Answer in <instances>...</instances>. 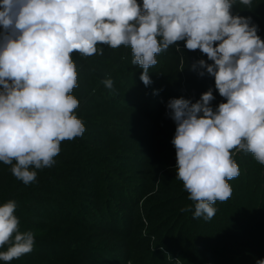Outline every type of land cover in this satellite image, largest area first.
Returning <instances> with one entry per match:
<instances>
[{
  "label": "clouds",
  "instance_id": "clouds-1",
  "mask_svg": "<svg viewBox=\"0 0 264 264\" xmlns=\"http://www.w3.org/2000/svg\"><path fill=\"white\" fill-rule=\"evenodd\" d=\"M237 3L253 7V0H0V162L29 185L36 170L54 164L63 141L84 134L72 94L79 86L74 53L130 48L148 86L157 57L183 42L211 61L198 60L191 70L214 77L225 101L213 108L210 88L196 102L180 97L167 104L176 124L175 178L194 204L193 218L211 220L216 202L232 196L229 181L240 175L236 154L250 153L264 165V39L251 17L233 14ZM102 83L113 87L111 79ZM16 208L15 200L0 204L5 264L35 243L32 231H21Z\"/></svg>",
  "mask_w": 264,
  "mask_h": 264
},
{
  "label": "rangeland",
  "instance_id": "rangeland-1",
  "mask_svg": "<svg viewBox=\"0 0 264 264\" xmlns=\"http://www.w3.org/2000/svg\"><path fill=\"white\" fill-rule=\"evenodd\" d=\"M251 21L255 24L254 19ZM260 30L258 28V31ZM186 51L187 56L184 58L187 57L188 61L185 59L180 61L179 68L177 67L181 78L179 75L175 78L174 74L178 72L175 66L168 68L174 76L175 84L172 85L177 92L170 94L166 100L161 98V93L157 89V78L151 68L149 76L152 82L145 86L140 80L142 69L133 64L121 65L110 58L106 51L103 52L102 61L106 63L108 72L112 74L114 71L124 70L127 75H133V78L121 76L120 79H124L125 85L122 84L121 88L105 93L104 107L95 103L87 82L80 74L78 76V82L82 83V87L76 98L84 112L81 117L91 119L94 124L91 128L85 126L89 132H84L81 136L83 138L81 145H86L87 149L97 153L101 167H108L114 178L108 180L100 174L98 190L94 188L89 195H78V200L83 201V204L76 205L75 213L80 211L82 215L92 211L98 213L102 220L98 226L101 230L97 233L102 231L105 235H110L105 242L100 239L95 242V256L85 264H177V259L178 264H255L258 259H264V165H260L250 153H237L236 162L240 175L229 181L233 190L232 196L226 202H216L214 205L216 213L211 220H205L203 217L193 218L194 204L188 200L182 182L175 178V164H168L171 166L165 171L160 170L159 176L162 179L160 186L165 187L166 191L163 200H151L150 195L143 193L145 186L142 181V167L156 173L162 165V157L167 154L169 160L172 158L171 162L176 163L175 148L171 142L175 132L170 127V130L168 129L171 118L167 104L173 98L183 97L180 86L194 81L191 65L202 56L199 50ZM96 57L97 54L86 58L91 61ZM185 70L189 78H185ZM104 79L102 75L95 73L92 82L99 88ZM124 86L128 89L126 90ZM183 98L190 100L191 96ZM120 109L144 116L142 120L146 124H153L150 123L152 117L160 113L159 120L163 122L160 127L162 134L155 152L156 159L152 164L149 165L144 158L127 153L117 142L115 132L125 119V115L119 113ZM102 128L106 130L105 136L102 135ZM102 157L103 159H100ZM99 198L101 203H98ZM143 201L144 204L151 205L150 212L154 222H149L146 217L143 223L133 225L132 208ZM175 203L176 206H171ZM186 206L192 210L181 211ZM128 234L130 236H127ZM222 235L247 240L259 251L258 258L253 262L241 258L223 243ZM89 236L92 237L91 234ZM32 253L36 255L33 264L40 258L38 255L48 253V256L53 258L69 255V252L57 246L51 249L37 246L33 248Z\"/></svg>",
  "mask_w": 264,
  "mask_h": 264
},
{
  "label": "trees",
  "instance_id": "trees-1",
  "mask_svg": "<svg viewBox=\"0 0 264 264\" xmlns=\"http://www.w3.org/2000/svg\"><path fill=\"white\" fill-rule=\"evenodd\" d=\"M138 2L142 3V0H138ZM232 12L234 15L249 16L251 19H254L255 25L261 29L258 31V35L261 39H264V0H253L252 9H247L245 6L237 3L233 6ZM178 43L179 51L176 50V46H171L166 52L161 53L157 57L158 64L151 68L157 78V89L161 93L163 100H166L170 94L177 92L174 90V85H172L173 83L175 84L174 76L168 71V68L171 66L177 68L180 61H184V59L186 62L188 61L187 57L184 58L187 56V49L184 47V43ZM102 47L103 52L106 51L110 55V58L121 63V65L124 63L128 65L132 64L130 48L120 47L113 50L107 46ZM201 55L200 60L203 59L211 63V61H207L206 55L202 53ZM103 56V54H97L96 59L88 61L86 57L74 53L73 59L77 65L78 74L88 84L92 99H94L95 103L104 107L105 93L121 88L122 84L125 85L126 82L124 79H120L121 76L133 78V75H127L124 70H121V72L114 71V73L110 74L105 66L106 63L102 61ZM178 68L177 74H174L175 78L178 75L180 78L182 77ZM95 73L102 75L105 78L104 80L111 79L113 81L112 89L105 87L103 83L101 87L96 88L92 82ZM185 73V78H189L187 70H185ZM192 78L194 81L180 86L183 97L190 95V100L196 102L204 92L211 88L215 97L211 102L212 107L215 108L219 103L225 102L215 89L214 77L209 76L206 72L201 77L198 71H194ZM78 85L72 93L75 97L81 90L82 83L78 82ZM124 88L126 87L124 86ZM129 91L132 93L131 88H129ZM75 113L87 128H91L94 125L91 119L81 117V114H84V112L80 106L75 110ZM119 113L125 115V119L122 121L119 130L115 132L117 142L127 153H132L142 159L144 158L148 161L149 165L152 164L156 159L155 152L158 140L162 134L160 127L163 125V122L159 120L160 113L152 117L150 123L153 124L144 123V116L142 115H135L122 109L119 110ZM169 122L168 129L172 128L175 132V122L172 119ZM85 132L88 133L89 130L86 129ZM101 132L105 136L106 130L104 131L102 128ZM81 139L83 138L80 136L70 141H63L61 143V151L55 157L54 164L49 168L36 170L37 179L29 185H25L22 181L16 179L10 172V166L0 162V204L8 200L16 201V215L21 222V231H32L35 234L34 247L51 249L57 246L69 252V255L63 258L49 257L48 253H46L47 255H38L37 257L40 258L35 264H85V262L92 260L91 258L95 256V242L99 239L105 242L110 237V235H105V232L102 231L97 233L98 230H101L98 226L102 220L98 213L94 211L87 215H82L81 211L75 213L76 205L83 204V201L78 200V195L86 196L91 194L92 189L97 188L98 190L101 181L100 174L108 180L114 179L112 177L113 173L109 171V168H102L99 164L97 153L87 149L86 145H81ZM167 155L162 157V165L156 173H151L145 167L141 169L143 172L142 181L145 186L143 193L150 195L149 197H152L151 200L161 201L166 197L165 187L162 188L160 186L162 179H160L159 173L165 171L171 165H176V163L171 162L173 161L172 158L171 161L169 160V155ZM237 155L235 156V160L237 159ZM100 159H103V157ZM167 160L169 161L166 164ZM168 164L171 165L168 166ZM175 187H177V184ZM93 195L95 196V194ZM93 195H90V197ZM98 200V203L102 202L100 198ZM176 204L171 206H176ZM150 207L151 205L144 204V201L141 204L134 205L131 211V224L143 223L146 217L149 219V222H154ZM88 216H92L93 219ZM127 236H130V234ZM221 240L248 262H253L258 258L259 251L257 248L245 239H233L222 235ZM3 250H6V246L4 249H0V251ZM32 251L18 260L11 261L10 264H33L36 255H33ZM0 264H5V262L0 261Z\"/></svg>",
  "mask_w": 264,
  "mask_h": 264
}]
</instances>
